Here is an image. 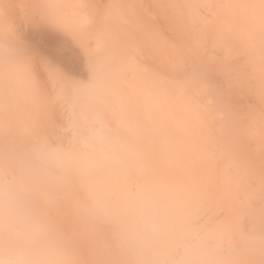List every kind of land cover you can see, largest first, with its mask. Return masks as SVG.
Returning a JSON list of instances; mask_svg holds the SVG:
<instances>
[{"label": "bare ground", "instance_id": "1", "mask_svg": "<svg viewBox=\"0 0 264 264\" xmlns=\"http://www.w3.org/2000/svg\"><path fill=\"white\" fill-rule=\"evenodd\" d=\"M9 1L14 5L15 0ZM82 1L43 0L38 11L52 8L55 18L52 11L43 14L69 32L93 24L90 37L84 36L86 29L78 30L80 37L82 33V38L93 39H83L92 45L91 53L77 36L84 42L79 46L77 40H66L75 41L72 33L65 32L66 41L59 42L68 41L70 49L86 44L81 48L88 55L83 50L80 54L87 55L89 84L82 78L87 85L80 80L83 86L74 87L76 82L68 78V83L56 67L51 71L50 66L49 72L43 63L72 52H56L53 39L52 45L43 43L52 48L41 46L50 56L40 54L44 59L39 62L41 50L37 47L35 53L36 47L31 48L37 55L32 54V62H42L50 82L36 81L41 68L36 71L28 55L20 52L29 46L22 39L29 16L17 22L24 11L17 18L20 9L0 0V264H263L264 178L260 181L259 175H264V0H146L152 3L149 7L157 5L158 14L163 12L161 27L160 17L154 19L158 14L153 20L149 17L153 23L149 18V23L140 22L148 14L136 8L139 0L128 7L133 5L145 17L134 8L129 13L132 20L126 13L133 7L123 11L115 5L117 0L108 4L113 10L106 8L107 1L102 0L105 5L100 8V0H87L95 9ZM2 2L13 12L6 14ZM28 9L25 14L31 15ZM104 9L107 12L101 13ZM119 10L134 25L119 23L130 29L124 32H132H126L131 36L126 47L114 29L117 20H126ZM29 22L39 30L35 21ZM37 22L36 27L43 23ZM139 22L147 29H137ZM12 26H17L22 40ZM156 28L165 34L152 37ZM40 34L41 30L38 36H48ZM36 36L35 42L40 39ZM59 64L63 73L65 64ZM212 80L215 87H210ZM48 87L54 89L52 95H47ZM49 114L58 118L57 123ZM239 124L259 130L252 133L249 128L243 139L248 141L243 143L245 153L253 147L247 155L242 143L234 144L243 138L236 135ZM244 175L254 179L247 181ZM244 177L248 188L239 187Z\"/></svg>", "mask_w": 264, "mask_h": 264}, {"label": "rangeland", "instance_id": "2", "mask_svg": "<svg viewBox=\"0 0 264 264\" xmlns=\"http://www.w3.org/2000/svg\"><path fill=\"white\" fill-rule=\"evenodd\" d=\"M12 1H13V0H12ZM35 1L38 3V5H40V3H42V5H40L41 7H39L38 9H37V6H38V5L36 6V2H35ZM41 1H42V2H41ZM41 1H40V0H39V1H37V0H20V1H18V2H20V3H22V4H20V3L18 4L17 0H15V3H14V5H13L12 2L10 3L9 0H8V3L5 2V0H4V2L7 3L8 6H9V5H10V7H11L12 5H13V7L17 6L16 8L18 9V11H19V9H20L19 14L17 15V18L20 16L21 11H24V12L21 14L22 16H20V18H18L19 20H17V22L20 21L21 19H22V20H21L20 22H23V19H24V20H27V18H26L27 16L30 17V18L28 17V19H29V21H31V23L34 22V21H35L36 23H38L37 21L43 22V23L38 24V27H36L37 24H35V22L32 23V24L34 25L35 28H37V29L39 28V30H36V29H32V27H33L32 25H31V27H29V25H27V22H29V21L26 22V25L29 27V28H28V27L25 25V21H24L23 24H24V26H25L26 28H25L24 26L21 27L22 24H20L21 26H19L21 29L25 28V29L22 31V33L24 32V33H27V34L24 35V36L21 35L20 32H18V28H17V26L19 25L18 23H17V26H14V27L12 26V27H13L12 29L15 28L14 31H15V32L17 31V32H16V36H17L18 38L21 37V36H23L22 39H23V40L26 39L25 41H26V42H29V46H27V48L30 47V43L33 44V45L31 44V47L28 48L30 51H32L31 53H30V51L27 52V48H25V47L23 46V47L26 49V52H27V53H26L24 50H22V49H24V48L22 47V49L20 48V52H21V51L23 52V53H21V54H23V56H24V53L26 54V56L28 55V59H29V60H28V63H29V61H30V59H31V64H30V65H34L33 62H34L36 59H37V61L39 62V61H41V60L44 59L42 56H44V57H45V55H47L46 57H49V56H50V54L48 55L49 52L46 54L47 51L44 50L45 48L43 49L41 46H42L43 43H45V42H46V44L48 45V44H49L48 42L51 41V42H50V45L55 44V45H52V46L54 47V49H55L56 52H59V53H60L61 51H58V50L61 48L60 50H62V52H63L65 49H67L68 52H69V51H72V52H69V53H71V54H75V55L68 54V53L65 51V53H62V56H63V58H62L61 55H60L59 57H58L57 55H55V54H57V53L54 51V49H50V50H52V51L55 52V54H54L55 56H54V57H58V58H59V59H58L59 62H56V63L54 62V61H58V60H57L56 58H55V59L53 58L52 55H53L54 52L51 51V52H52V53H51V59H54V60H50V57L47 58V59L45 58V60H43V63L45 64V66H47V68L44 67V66L41 64L42 62L38 63L39 65L36 63L37 65L35 64V65L33 66L34 69H35L36 71H39V68H41V70H42V71H41V72H42V75H41L42 79H41V77H40L41 72L39 71L38 73L36 72L37 74H35V73H33V69H31V67H30V70L32 71L31 73H33V75L35 74V78L37 77V78H36V81H37L38 83L41 82L40 84H42V85H47V83L50 82V81H48V82L46 81V78H47L48 76H45V75H47V74H44V73H47L46 70H45V68H46L47 70H49V68H50V66H51V68L53 67L51 71L55 70V67H56L57 70H58V73L61 74V75L59 74V76L63 77V79H64V77H66L64 80H67V79L69 78V79H70V80H69L70 82H71L72 80H73L74 82H76V84L73 83V84H75L74 87L80 85V83H81V85H82V82H83V81H84V82L87 81V83H88L89 72H88L87 68L85 67V61H86V56L88 55V53H91V51L89 50V48L92 47L91 44L94 45V43H91V44H90L91 46L89 47L88 42H86V41H84V40H87V39L90 37L89 34H91L92 31H93V29H91L92 31L90 30V26L93 25V24H91L90 26H89V25H88V26L86 25L88 28L85 27V26H82L83 28H81V29L78 28V30H82L81 32H84V29L87 30V31L85 30V32H84V33H87V32H88L87 34H84V36H87V35L89 36L88 38L86 37L87 39L82 38V37H83V36H82V33H81V37H80V31L78 32V30H75V33H74L73 29H72V31H71V29H70L71 32H69V31H65V30H66V27H65L64 25H63L64 28L62 29V27H59L58 24H57V25L55 24V23H56V20H54L53 18H52V19H51V18H50V19L48 18L49 15H52V14H53L52 16H54V18H55V14H54V12L56 13V11H52V10H53L52 8H51V11L53 12L52 14L49 13V12H51L50 10H45L44 8L42 9V11H43V10H44V11H43V12L41 11L42 14H41L40 12H38V11H40V8L44 7V5H43L44 2H43V0H41ZM50 1H54V0H50ZM85 1H86V3H85ZM95 1H96V0H95ZM95 1H93V2L91 1L92 4H95V3H94ZM101 1H102V0H100V3H101L100 8L102 7L103 2H104V1L106 2V1H107V2H106V5H105V3H104L103 5L107 6L106 8L110 10V9H112L110 5H113L114 3H112V1H115V0H110V1H109V0H103V2H101ZM121 1H122V0H119V1L117 0V1H115V5L120 6L121 9L123 8V11H126V10H129L128 8H132V7H133V5H131L130 7H128V6H129V2H130V4H133L135 0H133V1H132V0H128V1H127V0H124V1H126V3H125L124 1H122V2H121ZM156 1H157V0H156ZM4 2H2V3H3V6L6 7V8H3V10L6 9V12H5V13L8 14L9 12H13L12 10H14V8L12 9V8L8 7L6 4L4 5ZM34 2H35V5H34ZM82 2H83V1H82ZM96 2H97V4H98V0H97ZM123 2H124V3H123ZM131 2H133V3H131ZM137 2H138L139 4H137ZM137 2L135 1L134 4L139 5V6H140V5H141V6L143 5V6H142V7H141V6H140V7L137 6L136 8H138V9L140 8L139 10L143 11L142 13H144V14H148V17H146V20H144V18H141V19H142L141 21H140L139 19H138V20H139L140 22H144L145 24H146V23H149V21H150V23H153V21H151V19H150L149 17H151L152 20H153V18L155 17V15L158 14L157 9H155V8H157V5H155V6H156L155 8H153V7H154L153 5H152L151 7H149V6L152 4V3H150L151 0H150V2H149V1L147 2L146 0H143V1H141V2H140V0H139V1H137ZM144 2H146L147 4H145ZM152 2H154L153 4H155V1L152 0ZM9 3H10V4H9ZM29 3H30V4H29ZM50 3H52V2H50ZM50 3H49V5H50ZM83 3H84V6H85V4L88 3V1H87V0H84ZM110 3H112V4H110ZM118 3H119V4H118ZM148 3H150L149 6H148ZM53 4H54V3H53ZM97 4H95V5H96L95 7H97ZM108 4H110V5H109V8H108ZM125 4H126L127 6H126ZM156 4H157V3H156ZM22 5H23V7H22ZM25 5H27V6H26L27 8H30V9H28V10H29L28 12H29L31 15H29V14H25V13H27V8H25ZM54 5H55V4H54ZM87 5H88V6L90 5V6L92 7V5L90 4V2H89ZM87 5H86V7H87ZM146 5H147V7H146ZM50 6L52 7V4H51ZM118 6H117V7H118ZM158 6H160V5L158 4ZM7 7H8V8H7ZM20 7H22V8H20ZM31 7H33L34 10L37 9V12L34 13V12H33V11H34L33 9H32V12H33V13L30 12ZM34 7H35V8H34ZM161 7H163V6H161ZM9 8H10V9H9ZM16 8H15V9H16ZM53 8H54V7H53ZM87 8H88V7H87ZM87 8H86V9H87ZM92 8H94V7H92ZM100 8H98V9L96 8V11H99ZM125 8H126V9H125ZM134 8H135V7H133V10L131 9L132 11L130 10V11L127 12L126 14H129V13L131 14L132 12H134ZM136 8H135V9H136ZM141 8H143V9H141ZM55 9H56V8H55ZM94 9H95V8H94ZM94 9H93V11H95ZM107 9H106V10H107ZM148 9H149V11H153V12L149 13ZM164 9H165V8L163 7V8L160 9V11L162 12V11H164ZM7 10H8V13H7ZM25 10H26V12H25ZM88 10H90V8H88ZM100 10H101V9H100ZM106 10H105V9L102 10L101 13L104 12V11H105L104 13H106V12H107ZM112 10H113V9H112ZM136 10H137V9H136ZM154 10H155V11H154ZM4 11H5V10H4ZM18 11L16 10V12H18ZM45 11H47V13L49 14V15H46L47 17L44 15V14H47ZM48 11H49V12H48ZM119 11H121L123 17H125V15H126V14L124 15L125 12L123 13L122 10H119ZM119 11H117V12H119ZM137 11H138V10H137ZM156 11H157V12H156ZM16 12L14 11V13H16ZM44 12H45V13H44ZM108 12H109V11H108ZM164 12H165V11H164ZM1 13H2V12H1ZM5 13L3 14L4 16H5ZM14 13H13V14H14ZM37 13H38V14H37ZM43 13H44V14H43ZM98 13H99V12H98ZM115 13H116V12H115ZM115 13H114V15H115ZM121 13H119V16H121V15H120ZM135 13H138V14H139V13H141V12L138 11V12H135ZM135 13H134V14H135ZM142 13H141V17H145V15L142 14ZM152 13H154V15H153ZM13 14H11V15H12L11 17H15V19H17V18H16V14H17V13L15 14V16H14ZM32 14H33V15H32ZM130 14H129V17L131 18ZM138 14H137V15H138ZM161 14H163V12L160 13V14H158L157 17L154 18V19H156V18H159V17H160V19L158 20V22H160L159 24H161V21H160V20H161V17H162V16H160ZM166 14H168V13H166ZM42 15H43V17H42ZM131 15H132V14H131ZM142 15H143V16H142ZM6 16H7V15H6ZM24 16H25V17H24ZM44 16H45V17H44ZM116 16H117V15H116ZM133 16H135V15H133ZM139 16H140V15H139ZM8 17H9V16H8ZM8 17H7V19H8ZM41 17H42L43 19L45 18V19H44L45 21H43V19H41ZM50 17H51V16H50ZM127 17H128V16H127ZM137 17H138V16H137ZM163 17H164V15H163ZM116 18H118V16H117ZM139 18H140V17H139ZM147 18H149V21H148V22H147V20H148ZM30 19H31V20H30ZM118 19H119V18H118ZM125 19H126L125 21L122 20V19H120V22H119V20H117V22H116L117 24H116V25L119 26V27H117L116 25H114V29H115V30L117 29V32H115V33H118V32L121 33V35H119V36L122 37V39H123L122 42H125V44H123V43L121 44V42H119V43H120V45H125L124 47L130 45V44H129V41H130V38H131V36H128V34L126 33V32H128V31L124 32L125 29L127 30L128 28L123 29V28L120 27V25L124 24V23L128 20L126 17H125ZM8 20H10V21L13 20V21H14L13 18H12V19H8ZM32 20H33V21H32ZM52 20H54V21H52ZM131 20H132V18H131ZM138 20H136V19L134 20V19H133V21H138ZM15 21H16V20H15ZM46 21H47V22H46ZM57 21H58V20H57ZM145 21H146V22H145ZM155 21H156V20H155ZM20 22H19V23H20ZM44 22L47 23L48 25H47V24H44ZM121 22H122V24H119V23H121ZM123 22H124V23H123ZM131 22H132V21H131ZM140 22H139V24L136 23L137 26L135 25V26L137 27V29H138V27H139V30H140V29L142 30L143 28L147 29L148 25L144 27V24L142 25V23H141V27H140V26H139V25H140ZM158 22H154V25H156V23H158ZM163 22H164V21H163ZM163 22H162V24L165 25ZM12 23H14V22H12ZM15 23H16V22H15ZM50 23H51V24H50ZM61 23H63V22H61ZM129 23H130V19H129ZM129 23H128V21H127L125 24H126V25H129ZM133 23H135V22H133ZM29 24H30V22H29ZM42 24L47 25L46 27L49 26L48 28H52V27H53V29H50V30H53L54 32H52V31L50 32V31L48 30V28H46L44 25L42 26ZM63 24H64V23H63ZM94 24H95V23H94ZM130 24H132V23H130ZM162 24H161L159 27H161ZM14 25H16V24H14ZM40 25H41V27H40ZM60 25H61V24H60ZM65 25H66V24H65ZM150 25H151V24H149V27H151V26L153 27V25H151V26H150ZM50 26H51V27H50ZM55 26H56V27H55ZM129 26H131V28L134 27L133 24H132V25H129ZM129 26H128V27H129ZM132 26H133V27H132ZM171 26H172V25H171ZM44 27L46 28V32H45V28H44ZM67 27H68V26H67ZM73 27H74V26H73ZM77 27H79V26H77ZM84 27H85V28H84ZM123 27H124V26H123ZM142 27H143V28H142ZM154 27H155V26H154ZM159 27H158V28H159ZM164 27H165V26H164ZM20 28H19V31H21ZM30 28H31V29H30ZM40 28H41V29H40ZM56 28H57V29H56ZM75 28H76V27H75ZM75 28H74V29H75ZM91 28H95V27H91ZM118 28H119V29H118ZM158 28H156L155 30H154V29L152 30V31H156V33H157V34H156V33L154 34V32L151 33V34H152V37H154L153 35H158V34H159V35H164V34H165V33H163V34L161 33V34H160V32H163L162 30L167 29V27H166L165 29L162 27L163 29H162V30L160 29V31H159ZM16 29H17V30H16ZM26 29H27V32H25ZM29 29H30V30H29ZM42 29H43V30H42ZM55 29H56V31H57V30L59 31V29L62 30V31H63V34L61 33V31H59L60 34L58 33V31L55 32ZM64 29H65V30H64ZM88 29H89V30H88ZM120 29H121V30H120ZM135 29H136V28H135ZM135 29H134V30H135ZM150 29H151V28H149V31H151ZM32 30H33V31H32ZM34 30H35V31H34ZM40 30L42 31L43 36H44V33H46L45 36L48 35L49 37L52 36L53 38H52V37L49 38L48 36H46L47 38H43V37L38 36V33H40ZM119 30H120V31H119ZM122 30H123V31H122ZM128 30H130V29H128ZM131 30H132V29H131ZM139 30H138L137 32H139ZM14 31H13V32H14ZM28 31H29V32H28ZM31 31H32L33 33H32ZM47 31H48V32H47ZM147 31H148V30H147ZM147 31H145L144 36L147 35V37H149V36H148V33H149V32L147 33ZM15 32H14V33H15ZM65 32H68V33H69V36H70L71 33H72L71 36L74 35V38H76L75 41H74L73 39H71V37H70V38H66V40H67V39H68V40H72V41L74 42V43L72 42L73 44H76V40L79 41L78 39H82V40L84 39L83 41H84L85 43H87V45H88V46H87L88 49H87L86 46H84V48L82 47L83 45H86V44L81 45V47H82L83 49H85V47H86V51L88 50V53H87L85 50H83L81 47L78 48L77 45L75 46V45H73V44H72V45H73V47H74V50H72L73 47H71V49H70L69 46H71V43H70L69 46H68V44H67V43H69L68 41H67V42H64V45H62L63 43H59L60 41H62V39H63V41L65 40V39H64V37H65L64 34H66V36L68 35V33H65ZM123 32H124V34L126 33V34H125L126 37L124 36ZM129 32H130V31H129ZM129 32H128V33H129ZM158 32H159V33H158ZM17 33H18V34H17ZM31 33H32L34 36L37 35L36 37H40V39H39L37 42H35V41L37 40V38H35ZM34 33H35V34H34ZM50 33H53V34L49 35ZM56 33H58V34L56 35ZM73 33H74V34H73ZM76 33H78L79 35L76 34ZM130 33H132V32H130ZM130 33H129V34H130ZM146 33H147V34H146ZM170 33H171V31H170ZM42 34H40V35H42ZM61 34H62V35H61ZM134 34L137 35L138 33H135V32H134L132 35H134ZM139 34H142V33H139ZM149 34H150V33H149ZM151 34H150V36H151ZM18 35H19V36H18ZM30 35H32L33 38H32ZM59 35H60V36H59ZM159 35H158V36H159ZM169 35H170V34H169ZM26 36H28V37L30 36V38L28 39V37H26ZM54 36H55V37H54ZM62 36H63V38H62ZM69 36H68V37H69ZM76 36L78 37V39H77ZM127 36L129 37V39L127 38ZM138 36H139V35H138ZM25 37H26V38H25ZM135 37H136V36H135ZM165 37H166V35H165ZM168 37H169V36H168ZM171 37H172V35H171ZM171 37H170V39H171ZM48 38H49V39H48ZM72 38H73V36H72ZM115 38H116V39H115ZM136 38L138 39V37H136ZM139 38H144V37H143V36H142V37L139 36ZM150 38H151V37H149V39H150ZM19 39H21V38H19ZM22 39H21V40H22ZM32 39H35V40H32ZM42 39H43V40H42ZM44 39H45V40H44ZM50 39H53L54 41H53V40H50ZM89 39H90V38H89ZM89 39H88V40H89ZM114 39L117 41L115 44L118 45V44H119V43H118V41H119L118 36L116 37V35H115V36H114ZM117 39H118V40H117ZM132 39H135V38L133 37ZM137 39H136V40H137ZM166 39H167V38H166ZM30 40H31V41H30ZM41 40H42V41H41ZM66 40H65V41H66ZM88 40H87V41H88ZM90 40L93 41V39H90ZM136 40H133L132 42H135ZM140 40H141V39H140ZM40 41H41V42H40ZM43 41H44V42H43ZM52 41H53V43H52ZM56 41H58V43H57ZM63 41H62V42H63ZM83 41H79L80 43L77 42L78 46H79L80 44L84 43ZM91 41H90V42H91ZM120 41H121V40H120ZM138 41H139V40H138ZM169 41H170V40H169ZM81 42H82V43H81ZM51 43H52V44H51ZM65 43H66V44H65ZM135 43H137V42H135ZM25 44L27 45V43H25ZM34 44H35V45H34ZM36 44H37V46H36ZM46 44H44L43 47H45ZM56 44H57V46H56ZM59 44H61L62 46H64V48H63L62 46H60ZM131 44H132V43H131ZM47 45H46V49H47L48 47L52 48L51 46H48V47H47ZM65 45H67V46L65 47ZM120 45H119V46H120ZM180 45H181V44H180ZM180 45H179L178 47H180ZM59 46H60V47H59ZM32 47H33V48L36 47V49H34V50H35V53H36V50H37L38 48H39V50H41L40 52L38 51V52H39V54H38V58H39V59H40V58H43V59L38 60V58H36L37 55L35 54V55H36V56H35V55L33 54V53H34V50H32V49H33ZM37 47H38V48H37ZM58 47H59V48H58ZM122 47H123V46H122ZM31 48H32V49H31ZM41 48H42V49H41ZM56 48H57V49H56ZM76 48L79 49V51H78ZM48 49H49V48H48ZM90 49L93 50V48H90ZM123 49H124V48H123ZM50 50H48V51H50ZM81 50H83L82 53L85 52V53L87 54V55L84 54V55H86L85 57H84L83 54H82V55L80 54V51H81ZM184 50H185V49H183V52H184ZM74 51H75V52H74ZM112 51H113V50H112ZM38 52H37V53H38ZM42 52H43V53H42ZM73 52H74V53H73ZM77 52H79V53H77ZM32 54L34 55V58H36L34 61H33L34 58H33V59L31 58V57H32ZM40 54H42V56H41ZM43 54H44V55H43ZM66 54H67V55H66ZM65 55H66L67 57H66ZM69 55H70L71 57H73V56H75V57L71 58ZM77 55H79V57H78ZM29 56H30V57H29ZM68 56H69V57H68ZM60 57H61V58H60ZM80 57H83V60H82V61H81L82 58H80ZM69 58H71V59H69ZM75 58H76V59L79 58V59H77V60L75 61ZM145 58H146V57H145ZM65 59H66L67 61H69V60H70V61H69V62H66ZM24 60L27 61V57H25ZM24 60H23V61H24ZM143 60H144V62H146L145 59H143ZM143 60L141 59V61H143ZM32 61H33V62H32ZM37 61H36V62H37ZM46 61H47V62H46ZM49 61H50V62H49ZM51 61L54 62V63L52 62L53 65H51ZM74 61H75V62H74ZM77 61H79V63H78ZM60 62L63 63V64H65V67H63V68H65V70L67 69V71L64 70L63 73H62V69H60V68H61V66H63V65L61 64V66H60V64H59ZM71 62L73 63V65H75V67L71 64ZM76 62H77V63H76ZM80 62L82 63L83 66H81V63H80ZM147 62H148V61H147ZM147 62H146V63H147ZM150 62H151V60H150ZM74 63H75V64H74ZM55 64H56V65L59 64V65H57L58 67L55 66ZM68 64H71V65L68 66ZM41 65L43 66V68L40 67ZM66 65H67V66H66ZM238 65H239V64H237V67H238ZM35 66H36L37 68H36ZM59 66H60V68H59ZM38 67H39V68H38ZM235 67H236V66H235ZM237 67H236V68H237ZM59 69H60V71H59ZM77 69L79 70V72H78ZM82 69H83V70H82ZM68 71H70V72H68ZM82 71H85V73L82 72ZM34 72H35V71H34ZM49 72H50V70H49ZM56 72H57V71H56ZM56 72L54 71V73H56ZM39 73H40V74H39ZM64 73H65V74H64ZM67 73L70 74L71 78H70L69 75H67ZM74 73H76L77 75L74 74ZM80 73H81V74H80ZM86 73H87V74H86ZM51 74H53V72H52ZM51 74H49V76H50ZM79 74L81 75V77L78 78V76H80ZM33 75H32V76H33ZM53 75H54V74H53ZM55 75H56V74H55ZM62 75H63V76H62ZM66 75H67V76H66ZM73 75H74V76H73ZM51 76H52V75H51ZM209 76H210V74H209ZM38 77H39V78H38ZM45 77H46V78H45ZM73 77H74V78H73ZM76 77H77V78H76ZM85 77H88V78H85ZM35 78H33V79H35ZM43 78L45 79L44 81H43ZM48 78H49V77H48ZM48 78H47V80H49ZM82 78H85V79H82ZM39 79H40V80H39ZM61 79H62V78H61ZM63 79H62V80H63ZM81 79H82L83 81H82ZM38 80H39V81H38ZM64 80H63L62 82H66V81H64ZM80 80H81L82 82H81ZM217 80H218V79H217ZM219 80H220V79H219ZM219 80H218V81H219ZM67 81H68V80H67ZM69 81H68V83H69ZM73 81H72V82H73ZM44 82H46V83L44 84ZM62 82H61V83H62ZM72 82H71V83H72ZM84 82H83V83H84ZM211 82H212V83H210V81H209L210 87H212V86L215 87V86H216L215 80H214V81L212 80ZM222 83H223V82H222ZM73 84H72V85H73ZM77 84H78V85H77ZM84 84H86V83H84ZM88 84H89V83H88ZM218 84H219V83H218ZM218 84H217V85H218ZM220 84H221V82H220ZM223 84H224V83H223ZM223 84H222V86H225V85H223ZM63 85L65 86V83H63ZM67 85H68V84H67ZM67 85H66V86H67ZM72 85L69 84L68 87H70V86H72ZM81 85H80V87H81ZM86 85H87V84H86ZM226 85H227V84H226ZM49 86L52 87V85H49ZM82 86H83V85H82ZM225 87H226V86H225ZM227 87H228V86H227ZM45 88H46V87H45ZM57 88H58V86H57ZM49 89H50V88L48 87V90H45V91H47V95H48V93L50 94L51 89H53V88H51L50 90H49ZM217 89H218V88H217ZM228 89H229V88H226V90H228ZM53 90H54V89H53ZM221 91H222V90H221ZM224 91H225V90H224ZM53 92H54V91H53ZM53 92H52V93H53ZM222 92H223V91H222ZM226 92H227V91H226ZM44 93H46V92H44ZM75 93H76V92H75ZM221 94H222V93H221ZM221 94H220V95H221ZM50 95H52V94H50ZM224 95H225V94H224ZM228 95L230 96L229 91H228ZM229 96H228V97H229ZM222 97L224 98V96H222ZM222 97H221V100L223 99ZM226 97H227V96H226ZM221 100H220V101H221ZM225 100H226V99H225ZM225 100H224V101H225ZM224 101L222 100V103H223V104L225 103L224 105H226L227 103L224 102ZM226 101H227V100H226ZM219 104H220V102H219ZM223 104H221V105H223ZM51 108H52V106L49 108V110H50L51 112H52V110H53V112H54V109H55V108H54V107H53V109H51ZM60 109H63V108H60ZM50 111H49V112H50ZM61 111H62V110H61ZM53 112H52V113H53ZM239 113H240V112H239ZM53 114H54V113H53ZM53 114H49V116H50V115H51L52 117L54 116L53 118H54V120H56V119H55L56 116L53 115ZM239 115H240V114H239ZM239 115H238V116H239ZM261 115L263 116V114H261ZM51 116L48 117V118H49V119L51 118V119L53 120V118H52ZM62 116L65 117V115H62ZM62 116H61V119H59V120L64 122ZM240 116H241V115H240ZM245 116H246V115H245ZM245 116L243 115V116H242V119L245 118V119L247 120V118H249V117H247V116L245 117ZM262 116H261V118H260V116H259V117L256 116V117L260 118V121H262V120H263V119H262ZM51 119H50V120H51ZM242 119H241V121H242ZM261 119H262V120H261ZM57 120H58V118H57ZM57 120H56V121H53V123H54V122L57 123ZM257 120H258V119H257ZM243 121H244V120H243ZM60 123H61V122H60ZM241 123H242V122H241ZM241 123H240V124H241ZM224 124H225V122H224ZM240 124H239V125H240ZM242 124H243V123H242ZM242 124H241V125H242ZM226 125H227V124H226ZM241 125H240V126H241ZM244 125H245V126H241V128L244 127L241 131H242V132H243V131H244V132L246 131L245 133L243 132L244 134H243L241 131H238V130L241 129L240 127H237L236 125H235L236 128L233 127V128H235L236 131H237V133L235 132L236 135H238L239 133H241V134L243 135V138H240V139H238V138L241 137L242 135L239 136V137L237 136V139H238L237 142L234 140V138H235V137H234V134H233V136H232V133L229 134L230 136H232L231 138L234 137V138H233V140H234V142H235L234 144H238L239 142L242 143V145L240 144L241 147L245 144V142H248L247 140H246V141L244 140V141H245V142H244L243 139H244V137H247V134H249L248 132H250V129H251V132H252V133H254V132H257V133H258V131H259V130L257 131L254 127H253V129H252V126H248V124H244ZM59 126H60V125H59ZM61 126H62V125H61ZM246 126H247V127H246ZM227 127H228V126H227ZM229 127H230V126H229ZM223 128H224V127H223ZM225 128H226V127H225ZM237 128H239V129L237 130ZM245 128H246V129H245ZM247 128H248V129H247ZM249 128H250V129H249ZM244 129H245V130H244ZM226 132H228V131H225V133H226ZM231 132H232V131H231ZM229 135H228V136H229ZM236 135H235V136H236ZM226 136H227V135H226ZM228 136H227V141H228V139H230L229 142L231 141L230 143L233 144V143H232L233 141L231 140L230 137L228 138ZM224 139L226 140V138H224ZM241 139H242V140H241ZM239 140H240V141H239ZM227 141H226V143H227V144H230V143H228ZM242 141H243V142H242ZM224 143H225V141H224ZM226 143H225V144H226ZM243 143H244V144H243ZM227 144H226V145H227ZM234 144H233V145H234ZM247 144H248V147L253 146L252 143H250V144H252V145H250V146H249V143H247ZM240 145H238L237 147H239ZM227 147H228V146H227ZM229 147H230V145H229ZM229 147H228V148H229ZM232 147H233V146H232ZM233 148H234V147H233ZM246 148H247V145H246ZM246 148H245V145H244V146H243V149H244V150H243L242 152L245 153V151L247 150ZM252 148H253V147H250V149L248 148V149H249L248 152H250ZM237 149H238V148H237ZM228 150H230V148H229ZM241 150H242V148H241ZM241 150L239 149V152H240ZM228 152H229L231 155H233V153H231L232 151H228ZM233 152H234V151H233ZM236 152H237V151H236ZM239 152H237V153H239ZM248 152L245 153V155H247ZM239 154H240V153H239ZM241 154H242V153H241ZM249 154H250V153H249ZM242 155H243V154H242ZM238 156H239V155H238ZM243 156H244V155H243ZM243 156H242V158H243ZM239 157L241 158V156H239ZM244 176L246 177V180H247V179L249 180V179L253 178V175H248L249 177H248L247 175H244ZM259 176H260L259 178H261V177L263 176V177L261 178V180H260V181H262V179L264 178V175H259ZM245 177L243 178L244 180H243L242 184H239V187L242 186V187L248 188V187L245 186V185H246L245 183H247L246 180H245ZM254 177L256 178L257 175H254ZM253 179H254V178H253ZM253 179L250 180V184L252 183ZM257 179H258V178H257ZM248 180H247V181H248ZM244 181H245V182H244ZM248 183H249V182H248ZM244 184H245V185H244ZM250 184H247V185H250ZM249 187H250V186H249ZM263 195H264V193H263ZM262 199H263V197H262ZM259 204H260V203H259ZM260 205H262V203H261ZM258 206H259V205H255V204H253V207H256V208H257ZM263 206H264V205H262V207H263ZM262 207H260V209L257 208L258 212H261V211L263 210ZM261 208H262V210H261ZM253 210H254V208H253ZM259 210H261V211H259ZM262 212H263V211H262ZM225 214H226V213H225ZM221 216H222V215H221ZM221 216H220V217H221ZM222 217L225 218V215H223ZM262 225H263V224H262ZM262 225H260V226H262ZM257 226H258V228H259V225H257ZM263 226H264V225H263ZM263 226H262V229H263ZM260 228H261V227H260ZM258 230L260 231V229H256V231H258ZM259 231H258V232H259ZM262 231L264 232V230H261L260 233H263ZM260 248H261V247H260ZM262 250H263V249H262ZM257 252H258V251H257ZM261 252H262V254L264 253L263 251H261ZM261 252H260V255H262ZM257 255L259 256V253H257ZM259 257H260V256H259ZM260 260H261V259H259V261H260ZM259 263H260V262H258V263H256V264H259ZM261 264H262V260H261ZM263 264H264V261H263Z\"/></svg>", "mask_w": 264, "mask_h": 264}]
</instances>
